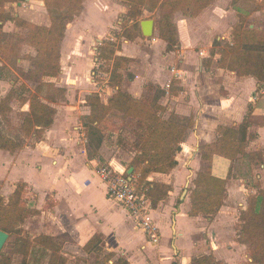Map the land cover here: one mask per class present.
<instances>
[{
  "label": "crops",
  "instance_id": "crops-1",
  "mask_svg": "<svg viewBox=\"0 0 264 264\" xmlns=\"http://www.w3.org/2000/svg\"><path fill=\"white\" fill-rule=\"evenodd\" d=\"M116 1L83 0L76 21L85 28V35H104L110 18L123 15V4ZM262 1L213 0L196 16L175 13L177 43L170 51H166L165 41L158 37L151 43L154 49L147 48L150 52H146L137 42L119 35L121 43H116L119 44L116 54L131 59L121 90L141 99L147 88L146 80L150 79L153 93L160 95L157 102L163 107L161 118L175 114L193 120L175 154L176 166L169 173H151L147 177L171 188L152 208L151 215L160 234L156 244L149 241L127 210L106 194V186L96 174L99 160L88 159L85 145L75 139L71 119H75L76 113L69 111L61 121L54 116L43 139L33 147L27 146L12 154L0 150L2 195H9L22 181L27 195H31L28 207L39 212L26 219L25 229H29L31 218L35 221V236L46 235L61 243L65 264H88L92 254L102 252L105 256L110 254L108 264L119 260L127 264H190L193 257L203 254H211L215 263L232 264L235 255L240 257L245 245L237 241L235 224L239 223V214L245 209L248 196L257 190L251 177L237 172L230 175L234 161L214 155L211 173L225 180V196L211 217L188 215L189 189L194 187L196 174L204 166L199 147L216 138L218 125H246L245 154L238 161L246 159L247 164L253 165L257 158L250 159L247 154L254 151L264 154V81L237 76L217 65L218 50L223 42H230V32L239 22V16L244 19V27L264 29ZM249 4L253 5L250 10L243 8ZM1 12L0 36L3 38L15 36L13 32L24 22L39 26L50 24L43 0H5ZM246 18L251 21L247 25ZM95 27L98 32H93ZM172 59L180 67L172 66L180 71V76L174 78L171 74L175 80L165 90L163 85L170 74L164 64ZM72 103L70 100V105L63 108H74ZM88 108L83 106V115L89 113ZM57 109L54 115L63 112L60 107ZM68 114L73 116L70 118ZM116 139L115 150L109 152L101 135L100 162L135 183L136 175L127 174V170L138 150L132 146V155L117 159L115 152L121 149L123 141ZM258 165L260 169L255 176L264 188V163ZM95 234L101 236L98 249L86 251L84 245Z\"/></svg>",
  "mask_w": 264,
  "mask_h": 264
},
{
  "label": "trees",
  "instance_id": "trees-1",
  "mask_svg": "<svg viewBox=\"0 0 264 264\" xmlns=\"http://www.w3.org/2000/svg\"><path fill=\"white\" fill-rule=\"evenodd\" d=\"M0 0V19L2 2ZM50 17L49 26H39L24 22L28 32L24 43L32 47L35 54L28 56L30 68L17 72L21 79L37 84L35 92L28 99L29 113L23 119L21 131L27 136L33 132L41 137L43 131L53 122L55 109L52 105L38 99L43 91L49 93L61 92L52 82L42 78L56 77L60 72V44L63 39L66 23L76 17L82 8L83 0H43ZM125 5L122 15L124 20H131L141 14V8L148 6L155 8L159 5L157 20L158 37L165 41L166 51L172 50L176 45V27L172 21V14L181 11L184 15L196 16L213 0H120ZM264 7V0L260 3ZM244 19L239 16V22L230 32V42H223L218 50V67L235 72L237 76H251L257 81H264V29H252L243 26ZM122 36L128 40L135 38L127 29ZM10 38L0 36V54L7 53ZM119 44L111 39H104L97 48V62H111L109 86L116 88L115 92L106 103L100 101L98 94L93 93L85 97L89 113L85 116L83 127L86 130V139L89 146L88 159H98V149L101 142L100 125L104 123L111 111H117L135 122L133 145L138 153L131 159L129 165L136 175L135 184L138 189L144 190L151 207L154 208L163 200L170 186L163 182L147 181L151 173H169L177 164L175 154L180 149V142L185 131L193 126L191 117H178L170 114L167 119L160 117L163 107L157 102L160 95L152 99H137L121 90L123 81L122 70L131 61L130 58L117 55ZM132 76H130L131 78ZM45 95V98L56 99L54 96ZM10 110L5 100H0V115ZM245 129L244 123L235 127L218 125L215 129L216 138L209 143L201 144L199 150L201 159L206 163L204 168L197 172L193 181L194 187L189 189L190 209L189 216L211 217L220 208L225 196V180L215 177L211 173V160L214 155H219L230 160L245 154ZM21 147V141L0 133V150L14 152ZM93 149V150H92ZM91 151V152H90ZM248 158H257V163H264V154L254 151L247 154ZM25 183L19 181L14 190L5 200L0 195V230L15 235L13 253L20 254L21 264H25L33 245L49 251L47 264H65L66 259L61 253V243L55 242L46 235H37L30 240L21 236V225L29 216L39 212L30 208L23 200ZM239 230L236 234L237 241L245 244L247 255L252 264H264V188L259 187L254 194L247 198L246 207L239 214ZM101 240L99 234L93 235L84 245L86 251L98 249ZM34 243V244H33ZM102 258L99 264H108L107 258ZM8 254L0 252V264H10ZM113 264H127L123 260ZM190 264H215L211 254L195 256Z\"/></svg>",
  "mask_w": 264,
  "mask_h": 264
},
{
  "label": "rangeland",
  "instance_id": "rangeland-1",
  "mask_svg": "<svg viewBox=\"0 0 264 264\" xmlns=\"http://www.w3.org/2000/svg\"><path fill=\"white\" fill-rule=\"evenodd\" d=\"M116 2L118 3L119 1ZM252 7L253 5L249 4L244 6L243 8H248L250 10ZM123 10L124 11L122 14H124L125 12L124 4ZM180 12L181 11H176L172 14L173 23H175V13ZM121 16L116 14L110 18V24L109 22L107 23V30L104 35H85V31L83 30L85 28H83V25L81 23L76 21V17L66 23L63 39L60 44V72L56 77L42 78L45 81L52 82L62 91L58 93H49V91L45 90L40 95L38 94V99L52 105L55 109V113H57L58 111L57 107H60L63 112H61L60 115H54L56 119H59L60 121L62 120V117L65 116V112L69 111L70 113H76L75 119H71V125L75 126V128L73 129V131H75L74 133L76 134V136H74L75 139L79 140V142L81 140V143L85 145L86 154L87 151H89V146L86 139V130L83 127V123L86 121V115H83L81 111L83 106H86L84 98L87 95L96 93L98 94L100 101L106 102L109 96H111L115 92V88L109 86L108 83L111 62L96 61V52L97 48L100 46L101 41L104 39H114L115 41L113 42L116 44L117 42H120L119 35L125 29H127L131 34L135 35V38L130 41L137 42L140 46L144 47V51L150 52L147 50V48L154 49L155 45L151 46V43L154 42L156 37H158L156 26L159 17V5H157L155 8L143 6L141 8V14L128 21L124 20L125 18ZM147 19L153 20L154 24V32L149 37L143 36L140 29V21ZM250 22L251 21L246 18L245 25L249 24ZM27 32V27L23 25L17 26V31L13 32L16 37H10V42L8 43V48L6 49L7 53L0 54V100L6 99V103L10 106V110L8 112L6 111L4 115H0V133L21 141V147L15 151L23 149L27 146L33 147L36 142H39L38 140L43 139L44 133L48 128L47 127L43 131L41 137L36 136L33 132L25 136L23 135L20 128L23 119L29 113L28 99L35 92L34 90L37 86V84L34 82L21 79L17 72L18 68H21L23 70H27L28 68H30V62L27 58L28 56H32L35 54V51L32 47L28 46L26 43L23 44ZM93 32H98L96 27L93 29ZM173 65L180 68L178 63L175 62L174 59L167 61L164 64V67L166 66V69L170 74V76L167 78L168 80H166L165 84L163 85V88L165 90H168L170 88V86L166 88L165 85L167 83H170L171 85L172 80H175L171 77V68H173ZM128 72V67L126 66V68L122 70L124 78L127 76V74H129ZM174 78L176 77L174 76ZM146 82L147 83L145 85L147 86V88H145L141 99L150 100L155 95V93H153L154 85L150 83V79H148V81L146 80ZM44 94L54 96L56 97V99L52 101V99L49 97L45 98ZM70 100L73 102L72 106L74 108H63L66 104L70 105ZM78 104L79 110H77ZM72 116L73 114H68V117L71 118ZM134 129V120L121 115V113L117 111H111L107 115L104 123L100 125V134L104 138L105 147L107 148V150H109V152L111 150H115L113 147H115L114 143L117 142V137H119L123 141L121 147L119 146V148L121 149H117L115 152V155H117V159L118 156L122 159H127L128 155H132V153H130V151H133L131 147L133 146L135 148V146L133 145L135 138L133 133ZM238 157L232 160L234 161V163L231 164L230 175L231 172L232 175H234V172H237L241 176L251 177L252 182L255 184V187L258 190V188L260 187V182L255 176L260 169L258 163L255 162L253 165L247 164L246 159L244 161H238ZM97 162L98 166H106L102 161ZM237 163H239V165H237ZM205 164L206 163L204 162V166ZM27 192V189H25L23 193V200L26 205L29 203V199L31 197V195H27ZM0 195L3 196L1 191ZM9 195H4L3 198L6 200ZM30 204L31 203H29V205ZM26 219L21 225V236L28 237L30 240H32L36 234L33 230V223L35 221L30 218L28 221L30 223V227L29 229H25ZM239 226L240 223L235 224L236 234L239 230ZM14 240L15 235H9L0 252L9 255L11 259L10 264H21V255L13 253ZM240 252V257L239 254L238 256L235 255L232 264H252L251 259L247 255L246 245L245 248H242ZM103 256V252L94 255L92 254L91 258L88 261V264H99ZM48 257L49 251L44 250L40 246L34 244L31 248V252L26 259L25 264H47Z\"/></svg>",
  "mask_w": 264,
  "mask_h": 264
},
{
  "label": "built area",
  "instance_id": "built-area-1",
  "mask_svg": "<svg viewBox=\"0 0 264 264\" xmlns=\"http://www.w3.org/2000/svg\"><path fill=\"white\" fill-rule=\"evenodd\" d=\"M171 73L175 77L180 76L177 68H171ZM169 86L170 83L165 85L166 88ZM96 174L105 184L106 194L125 208L149 241L156 244L160 239L159 228L151 215L152 207L145 191L138 189L130 178L113 172L107 166H98Z\"/></svg>",
  "mask_w": 264,
  "mask_h": 264
},
{
  "label": "water",
  "instance_id": "water-1",
  "mask_svg": "<svg viewBox=\"0 0 264 264\" xmlns=\"http://www.w3.org/2000/svg\"><path fill=\"white\" fill-rule=\"evenodd\" d=\"M140 28H141V33L143 36L149 37L153 33V20L147 19V20H141L140 21ZM133 168L129 167L127 170V174H131ZM8 233L0 230V251L5 244V242L8 239Z\"/></svg>",
  "mask_w": 264,
  "mask_h": 264
}]
</instances>
